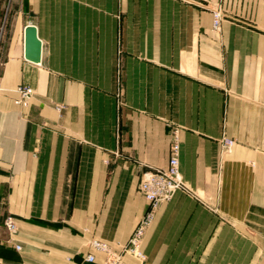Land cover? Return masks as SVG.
<instances>
[{"label":"crops","instance_id":"0c3cea01","mask_svg":"<svg viewBox=\"0 0 264 264\" xmlns=\"http://www.w3.org/2000/svg\"><path fill=\"white\" fill-rule=\"evenodd\" d=\"M175 128L187 190L138 258L140 175ZM93 239L126 264H264V0H0V264H107Z\"/></svg>","mask_w":264,"mask_h":264},{"label":"built area","instance_id":"2783aa9c","mask_svg":"<svg viewBox=\"0 0 264 264\" xmlns=\"http://www.w3.org/2000/svg\"><path fill=\"white\" fill-rule=\"evenodd\" d=\"M220 20V12L213 14V26L217 28ZM15 101L26 106L33 95V88L25 84H19L15 87ZM234 140L228 137H221L220 146L222 149L229 150ZM179 139L177 128L173 130L169 145V155L164 167H148L143 170L138 183L139 193L147 200V208L137 221L132 233L125 242L122 251L128 252L138 258H142L143 253L140 249L143 236L154 219L156 210L163 203L169 200L177 190H187L179 171ZM4 225L10 232L17 228L12 216L7 215L4 218ZM94 250H100L105 254V263L107 264H126L120 261V253L113 251L110 245L102 240L93 239L89 243ZM18 247V245H16ZM85 260L92 261L94 255L88 253Z\"/></svg>","mask_w":264,"mask_h":264},{"label":"water","instance_id":"95a60500","mask_svg":"<svg viewBox=\"0 0 264 264\" xmlns=\"http://www.w3.org/2000/svg\"><path fill=\"white\" fill-rule=\"evenodd\" d=\"M42 43L37 36L36 26L27 23L24 26V58L38 63L41 60Z\"/></svg>","mask_w":264,"mask_h":264},{"label":"rangeland","instance_id":"374dc122","mask_svg":"<svg viewBox=\"0 0 264 264\" xmlns=\"http://www.w3.org/2000/svg\"><path fill=\"white\" fill-rule=\"evenodd\" d=\"M215 11H219L220 12V20H219V24H218V26H217V28L216 27H214L213 26V14H214V12ZM211 12H212V29L213 30H219L220 29V24H221V19H222V17H223V8H222V6L221 5H217V6H215L212 10H211ZM232 139V138H231ZM181 175V174H180ZM182 179V178H181ZM183 190V189H182Z\"/></svg>","mask_w":264,"mask_h":264}]
</instances>
